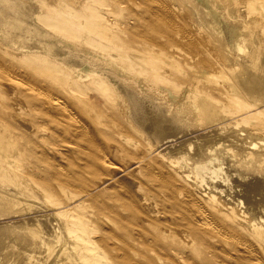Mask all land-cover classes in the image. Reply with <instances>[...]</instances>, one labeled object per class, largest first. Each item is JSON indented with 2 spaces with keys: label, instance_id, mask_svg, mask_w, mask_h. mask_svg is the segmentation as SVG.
Here are the masks:
<instances>
[{
  "label": "rangeland",
  "instance_id": "1",
  "mask_svg": "<svg viewBox=\"0 0 264 264\" xmlns=\"http://www.w3.org/2000/svg\"><path fill=\"white\" fill-rule=\"evenodd\" d=\"M80 2L82 5L89 7V9L85 11L86 13H79L80 11H77L78 13L76 16L71 17V22L75 24L77 28L69 27L66 30L69 36H58L59 43L65 45L66 49V52L58 57L38 59L33 56V53L27 54L25 52V55L18 56L15 53L24 49L21 48L20 45L19 47L21 49L18 46L14 47L13 44L7 43L3 35L0 34V122L2 123L0 131H4L3 124H8L10 127L8 130L9 134L17 132L23 137L29 134V131L26 129L33 128L34 130L39 127L41 130L39 135L41 137L39 135H31L32 140L38 143L41 148H44L43 151H45V153L39 148V154H41V152L44 154L47 153L46 156L44 154L41 155H44L43 158L45 157V159L51 157L55 162H58L59 159L61 162H58L59 168L64 170V174H67V171H69V173L75 175L73 176V174H70L75 179L77 177L79 178V181L76 179L78 181V186L75 190H81L82 185H88L83 183L85 181L84 174L86 175L85 179L87 178L89 182L91 179L95 180V178L100 176L96 174V172L91 171L90 168H87L86 163L84 168L78 165L79 163H77V161L80 162V158H82L83 155L79 152L81 157L75 158V156L79 154H76L77 152L75 151H77V149L72 147L71 143L73 139L71 137L73 135L70 128L58 127L54 123H51L50 116L44 112V104L42 103L41 105V101L37 99V97L40 96V92L42 94L41 97L45 99H49L51 95H53L51 97H56L57 95L59 97L60 95V98L64 96L65 101H69L68 103L71 107L74 104L72 113H74L73 111L77 112L73 114V119H80L83 116L85 123L83 122V118L80 120H83L82 122L85 124V128L89 131L91 130L92 133L96 128L97 132L95 131V134L100 132V137L98 134L97 137H95L98 141H102V144L99 143L98 149H95L98 155H107L108 151L111 153H108L107 157L111 161L124 165L133 163V158L116 147V135L118 136L121 132L120 127H124L123 129H125L126 132L129 131L126 135L130 136L134 141H137L139 145L136 148H130L128 150L136 156H138L139 153L142 154V152H151L152 156L149 158V166H151L152 169H145V171L142 169L141 171H144V173L138 171L139 167L135 168L136 165H132L130 171L125 175L120 174L116 177V180L110 179V182L107 181L100 189H97L99 193L97 190L95 191L96 196L99 194L98 200L95 194L92 196L93 199H90L88 202L85 200L89 198H80L76 196L71 199L68 204L63 201L61 195L60 197L56 195L45 197L42 192L31 190L32 196L28 197L29 199L26 197L24 202H21L19 205H0V238L6 240L4 243L0 242V264H44L50 253H57L61 248V244L70 242L71 235L59 227L60 224H62V221L59 219H61L63 214L70 213L72 209L73 211L71 213L75 211L79 213L87 212L85 217L86 229L89 231L87 236L93 237L96 240L99 237H104L99 230V226L103 222V224L109 226L111 232L118 235L127 244L125 247L127 252H130L129 256H131V260L116 263L108 259L113 254H111L112 251L107 252L105 243H102V245L101 242L97 244L94 242L92 245V253L93 256H95V261H100L98 264H215L216 259L215 253L212 251V246H214L216 240L210 239L208 240L209 242H205L206 245L204 243L202 245L195 242L196 235L186 230L184 219L177 215L180 214L177 211H184L187 207V209H194L192 206L193 204L188 203V199L193 197L216 219L218 207L225 202L224 200L229 197L228 195L230 193L232 197L230 199L232 201L229 203L235 207L234 213L233 211L232 213L237 216L236 218L240 223L245 225L248 224L247 218H245L240 211V202L236 199L237 193L233 188V180L239 178V172L248 173L251 168L255 166L257 169L252 175L254 179L252 176H247L248 179L243 180L245 189L255 191L256 188L260 187L264 192V91H261L262 93L254 92L250 94V92L247 91L248 88L243 89L244 87L241 84L243 73L241 72L247 70L244 72H247L244 74V78L252 73L251 71L253 70H250L249 67L252 69V65L257 63L254 62L257 60L255 49L264 48V38L261 35L258 36L259 39L255 42H251L245 52L227 48L226 52L229 55V60L224 63L220 59V52L212 49V44L205 37L206 35L204 32L183 16L184 8L176 6L175 3L170 0L169 3L178 13L176 19L178 25L180 27L183 26L182 28L184 29L186 28L188 32H191L199 40V47L194 53H201L197 56L198 60L195 62L187 61L176 54L175 56L171 55L168 60H162L152 57L150 53L144 54L138 51H131L139 61V65L134 69L132 65L128 64L129 69L125 68L123 72L116 68L115 65L120 63H118L119 61L111 54V51L118 49L115 42L113 43L114 40L112 37L103 36L108 44H112V46H109L91 39L85 32H81V30L78 29H89L88 19L93 11L102 13L101 22L111 28L113 34L119 33L127 39L131 38H129L128 35L132 32V40H140L145 34L144 32L147 33L149 32L148 30H151L152 25L147 26V23L143 24L145 28L142 27V22L146 23L144 12L139 10L137 4L132 0H80ZM66 6L67 2L65 1H63L62 4L53 2L49 5L48 9L49 11H56L58 9H66ZM77 10H80V8H77ZM48 13L49 12L42 13L37 11L34 12L32 16L36 24L45 26L46 23L42 18L53 15L51 13L48 15ZM137 16L143 18V20L137 21ZM232 18L236 22L240 21V17L237 14L233 15ZM52 20L55 21L54 18H52ZM136 22L138 24H136ZM139 24L141 27H139ZM146 26L147 28L149 27L148 30ZM137 27L140 28V30L142 29V31H139ZM130 28L132 29L130 30ZM137 29L138 33L140 32L138 37V33H136ZM134 33H136V36H134ZM141 44L137 43L136 45ZM158 45L169 47V43L161 38ZM261 45L263 47H261ZM175 49L176 48H171L173 52ZM170 61L174 62L173 66L170 64ZM239 61L243 63H239ZM200 62H202L204 66L199 65ZM247 63L251 66H247L249 65ZM209 64H213L211 70L205 69V67L210 66ZM190 66L194 67L193 70L189 68ZM246 66L249 70L245 69L247 68ZM24 67L28 69V76ZM85 67L107 71L109 74L116 77V80L124 87H127L131 92L135 93L138 98L144 99L147 103L149 102L150 105L153 106L154 110H152H156L155 112L159 114L161 118L168 119V117H170L177 122L169 121V123L167 121V125H164V120L162 122L163 125L161 126L160 124L162 129L166 127L164 131L159 129L161 128L159 127L156 128L155 133H151L152 135L147 134L146 136L141 126L131 119L132 110L131 108H127L126 97L118 88L117 84L111 81L107 76L98 74L101 86L98 85L97 88L88 87V83L91 79L90 77H92L93 74L85 75L83 71H81ZM67 71L71 75L67 74ZM52 72H57L60 76L52 74ZM23 73L24 77H22ZM221 73H224V76ZM30 74L31 76H29ZM49 74L56 77L49 78L51 77ZM219 75L221 79H218ZM33 77L35 81H31ZM72 77H76L81 84L87 85L83 88L79 86L67 90L62 84L72 79ZM236 78L237 80L239 79V82L237 81L238 83L236 82ZM244 78L242 80H244ZM229 79H231V81ZM47 84L49 88L48 86L45 87ZM234 84L236 88H239L236 89L233 87ZM27 86H30V89H27ZM38 86H40L41 89ZM37 87L39 90L36 89ZM47 88L50 90L45 91ZM232 91H234L235 94L234 92L232 93ZM241 92L244 96L241 95ZM53 93H56V96H54L55 94ZM199 96L220 101L222 103V110L219 112L221 115L217 114L215 117L205 122L200 119L196 110L197 97ZM241 96H243V98ZM37 100L39 102H37ZM114 112L116 114L115 117H118L117 119L114 117ZM107 114L111 115L108 116ZM87 119L91 121L92 124L91 122L88 123ZM116 121L118 123H116ZM178 124L179 126L181 125V127H179ZM89 126L93 129H90ZM100 130L104 132V135ZM113 130L114 133L112 132ZM105 133L107 135L106 137ZM95 134L93 133V135ZM105 138H107V140H105ZM10 139L12 138L10 137ZM22 141L24 142V140ZM189 141L192 142L190 143ZM188 143H190V145H195L197 149L192 154L193 159L182 157L180 153L182 149L179 151L181 147L184 149V145ZM102 145H104L103 148ZM190 145L188 144L189 147ZM108 146L110 148H107ZM68 150L70 151L69 154ZM71 151L74 153H71ZM68 155L69 158H67ZM17 157L19 158H17L19 160L17 162L18 166L20 169H25L21 167V156ZM62 157L64 159H62ZM70 157H72L71 160L75 162L74 165H71L74 163L72 161L71 163L67 162L68 160L70 161ZM1 160H3V157L0 154V187L2 190L6 189V191L8 190L11 192L15 189L13 183L10 181L12 175ZM155 161L158 164H155ZM34 165H36L35 162H33L31 168ZM85 167L87 169H85ZM161 169L166 172L164 173ZM104 171L106 172V169H101L100 173H105ZM108 171L109 170H107V172ZM146 171L150 172L146 174ZM159 171L161 172V176ZM86 172H89V174H86ZM109 172L112 174V171ZM149 176H152V178ZM162 176L165 177L166 182ZM64 178V175H59L55 177V180L60 181ZM169 178L172 181L174 180L173 183ZM92 180L91 183L93 182ZM159 180L162 183H158ZM170 182L172 185H169ZM155 183L158 184L156 185ZM167 183H169L168 187ZM48 185L49 184L46 183L43 187L46 188ZM169 186H171L170 189H168ZM41 191L44 190L41 188ZM44 192L46 193V191ZM67 192L70 193L71 191L68 190ZM242 192L244 194V189L241 190V192L239 191L238 194H242ZM174 193L176 196H174ZM171 197L172 199H169ZM159 198L160 200L163 199L162 203ZM164 199L165 204L163 203ZM1 202L0 199V204ZM226 202L228 203V201ZM103 203L109 204L110 206L107 205L105 211L103 210L105 209L103 206L106 205ZM180 203L183 204L185 208ZM114 204L119 206H115ZM120 204L123 206H120ZM113 205L116 208L118 207L117 211ZM61 207L62 209H60ZM165 207L169 208L168 211H166L167 209L164 210ZM109 208H111V210ZM108 210H110V212ZM119 212H121V216H119ZM165 212L167 214H164ZM96 213H100V215L96 216ZM114 214H118V217H121L119 219L120 221L118 220L119 224L110 220L109 216ZM88 215L90 216L88 217ZM122 215L125 216V218H122ZM97 217L99 218V222ZM121 220L125 223L123 224ZM95 221L98 223L93 224ZM226 224L227 227L232 226L236 234L245 236V233H242L245 231L244 228L236 225L238 223H234V220H228ZM122 225L126 226L123 227ZM131 225L141 230L140 235L133 237L127 234V229ZM56 228H58L57 231ZM107 229L108 228L103 231H108ZM13 234L15 236H21L23 240H31L33 243L32 247H26L21 241L12 242L11 237ZM53 235L54 237L58 236L53 249L47 248V246L41 248L35 247L41 240H50L54 238ZM117 244L120 245L119 248L123 247L121 242L118 241ZM211 253H213V255ZM227 261H229L230 264H232V262L233 264L247 263L240 258H231L227 259Z\"/></svg>",
  "mask_w": 264,
  "mask_h": 264
},
{
  "label": "bare ground",
  "instance_id": "2",
  "mask_svg": "<svg viewBox=\"0 0 264 264\" xmlns=\"http://www.w3.org/2000/svg\"><path fill=\"white\" fill-rule=\"evenodd\" d=\"M63 1L67 2V6H66L67 8L66 9L63 8V9H58L56 11H49L48 7L51 3L59 2L60 4H62ZM132 1L137 4L139 10H142L144 12L146 23L142 22V24H141L142 27H143V24H147V23H148L147 26L152 25L151 30H148L149 27L147 28V26H146V28L149 32H147V33L144 32L145 34L142 36V38H140V40L139 39L132 40L133 39L131 36L132 32L129 33L130 35H128L129 38L131 37L130 38L131 40L125 38V36L124 37L121 36L119 33L113 34L111 28H109L106 24L101 22L100 19H101L102 13L99 11L98 12L93 11L91 16L89 17V19H88L89 29H78V30H81V32H85L88 35V37H90L91 39H94V40L101 42L103 44H107L109 46H112V44H108L104 40L105 37H103V36L112 37L114 40L113 43L115 42V45L118 46L119 50L114 49L113 51H111V54L113 56H115L117 61H119L118 63H120L118 65H115L116 68H118L119 70H121L123 72L125 71V68L129 69L128 64L132 65L134 67V69L137 67V65H139V61L131 53V51H138V52H141L144 54L150 53V55L152 57H154L156 59H162V60H168L171 55L175 56V54L178 55L179 57H181L182 59L187 60V61L195 62L196 60H198L197 56H199L201 53H199V54L198 53L194 54V53H195V50L198 49V47H199V40L191 32H188L186 30V28L184 29V28H182L183 26L180 27L178 25V23L176 22V19L178 17V13L176 12L175 8L172 7L171 4L169 3L170 0L169 1L168 0H132ZM171 1H173L176 6L184 8L183 16L188 21H190L192 24H194L195 26H197L200 30H202L204 32V34L206 35L205 37L212 44V49L218 50V52H220L219 53L220 59L224 63L229 60V55L226 52L227 48H231V49L239 50L241 52H245V50L249 47V44H251V42H255L256 40L259 39L258 36L261 35L264 38V0H202V1L201 0H171ZM77 8H80V10H77ZM88 9H89V7L82 5L80 0H0V34L3 35V38L6 39L7 43L13 44L14 47L15 46L19 47V45H20L21 48L24 49L22 51L19 50V52L15 51V52H17L15 54H17L18 56H23V55H25V53H27V54L33 53V56L35 58H38V59H47V58H51V57H58L59 55H62L63 53L66 52L65 45H63L62 43H59L58 36L59 35L60 36H69V33L66 30L69 27H76L77 28V26L71 22V17L76 16V14L78 13L77 11H80L79 13H83V12L86 13L85 11ZM37 11L42 12V13L49 12V13L53 14V15L48 16L47 18H42L46 23L45 26H40V25L36 24V22L34 21L32 15L34 12H37ZM139 12H141V11H139ZM49 13H48V15H49ZM235 14L239 15L240 21L236 22L233 20L232 16ZM52 18H54L55 21L52 20ZM136 19H137V21L143 20V18H141L139 16H137ZM108 20H109V18H108ZM136 24H138V23L136 22ZM136 26H138V25H136ZM139 27H141L140 24H139ZM121 28H122V26H121ZM143 28H145V27H143ZM131 29L132 28H130V30ZM138 29H139V31H142V29L141 30H140V28H138ZM138 29H137L136 33H138ZM136 33H134V36H136ZM139 33H138L137 37L139 36ZM160 38L165 39L169 43V47L158 45V42H160ZM137 43H139V44L143 43V44L136 45ZM133 44H135V45H133ZM261 47H263V46L261 45ZM171 48H176V49L173 52L171 50ZM251 48H252V46H251ZM16 49H18V48H16ZM251 51H252V49H251ZM255 53L257 55V60L254 62H257V63L255 65L254 64L252 65V69L249 67L250 70H253V71H251L252 73L249 72L251 74L249 76L245 75L246 77L244 78V74L247 73V72L244 73L245 71H247L245 69H248L247 66H251L249 63H247V64H249L246 66L247 68H245V69L243 68L245 70L244 72L241 70L242 71L241 73H243V76L241 75L242 79L244 78V80L241 79V81H242L241 84L244 87L243 89L248 88L247 91H249L250 94L254 93V92L255 93L256 92L262 93L261 91H264V48H259V49L256 48ZM242 60H245V59H242ZM240 62H242V61H239V63ZM246 62H247V60H246ZM170 64H172V66H173L174 62L170 61ZM199 65L204 66V64H202V62H200ZM209 65L210 66L205 67V69L211 70L213 64L212 65L209 64ZM241 66H242V64H241ZM178 68H177V70H178ZM189 68H192V70H193L194 67L190 66ZM27 70L28 69L25 70L26 74H27ZM81 71H83V73L85 75L86 74H93V76L90 77L91 79L88 83V87L97 88L98 85L101 86V83H99L101 81L99 79L98 74H102L103 76H107L111 81H113L115 84H117L118 88L122 91V93L126 97V103L128 106L127 108H131V110H132L131 119L133 120V122H135L136 124L141 126V128L145 132L146 136H147V134L152 135L153 133H155L156 128H159L163 125L162 122L164 120H165L164 121L165 123L167 121L168 122L169 121L177 122L175 119L170 118V117H168V119L161 118L159 116V114H157L155 112L156 110L153 111L154 110L153 106L150 105L149 102H148L149 103L148 104L147 101H144V99L142 100V99L138 98L135 95V93L131 92L127 87H124L118 80H116V77L109 74L107 71H105L103 69L97 70L94 68H86V67ZM14 73H16V72H14ZM16 74H18V73H16ZM52 74H56L57 76H60L57 72H52ZM67 74H70V73L68 72ZM21 75H22V73H21ZM49 75H51V74H49ZM222 75L224 76V73ZM14 76H15V74H14ZM27 76H28V74H27ZM29 76H31V74ZM241 76H240V78H241ZM22 77H24V73H23ZM54 77H56V76L51 75V77H49V78H54ZM226 77H228V76H226ZM26 79H27V77H26ZM218 79H221L220 75H219ZM223 79H225V78H223ZM32 80H34V77H33V79H31V81ZM229 80L231 81V79H229ZM225 81H222V82H225ZM237 81L239 82V79L237 80V78H236V82ZM62 85L67 90H71L72 88H77L79 86H82V88H83L87 84H81V82L78 81L76 77H72V79H70L69 81H66ZM230 85H231V83H230ZM47 86H48V84L45 87H47ZM27 87H28L27 89H30V86H27ZM38 87L40 88V86H38ZM38 87L36 88L37 90H39ZM233 87H235V84ZM48 88H49V86H48ZM48 88L45 91L50 90ZM238 88H236V89H238ZM231 89H232V87H231ZM51 90H54V89H51ZM233 92L234 91H232V93ZM56 93H53V94H55L54 96H56ZM35 94H36V92H35ZM234 94H235V92H234ZM41 95L42 94L40 92V96L37 97V99L39 101H41V103H40L41 105H42V103L44 104L43 105V107L45 109L44 112H45V114H48L50 116L51 123H54L58 127L70 128V131L73 135L71 138L74 140L73 141L71 139L72 140V143H71L72 147L77 149V151H75V152H77L76 154H79V152H80L83 155L82 158H80V162L77 161V163H79L78 165L83 166V168H84V166H86L85 165V163H86L87 168H90L91 171L96 172V174H98L100 177L95 178V180L91 179L94 182V183L93 182L91 183V180L89 182V180L87 178L85 179L86 175L84 174V176H85L84 180L85 181L83 183H86V185L88 184L87 185L88 187L82 185L81 186L82 189L81 190L78 189V191H76L75 189H77V186H78L77 182L79 181V178L78 177L76 178V179H78V181H77L73 177L75 175L73 173H69V171H67L69 174L68 173L64 174V170L59 168V164H58V162H60L59 159H58V162L57 161L55 162L53 159H51V157L50 158L48 157L47 159H45V157L43 158V156L44 155L46 156V154H47V153L44 154L45 153V151H43L44 148H41L38 143H36L32 140V136H31L32 134L39 135V133H41V130L39 129V127L34 129V130H33V128L32 129L31 128L26 129L27 131H29V134L22 137L17 132H14V134H9V131H8L10 128L9 125L3 124L4 125L3 126L4 131L3 132L0 131V154L3 157V160H1V161H3L5 166L9 169V172L12 175V177L10 178V181L13 183V185H14L13 187L15 189H13L10 192L8 190L6 191V189L2 190L0 187V199L2 201L0 205H3V206H15L17 204L19 205L21 202H24V199L26 197L28 198V197L32 196L31 190H34V191L37 190L36 192H38V191L42 192L45 197H48V196L50 197L51 195H56V196L60 197V195H61L63 198V201H65L66 203H68L71 199L75 198L76 196H78L80 198H89L88 200L87 199L85 200L88 202V201H90V199H93L92 196H94V194L96 196L95 191L97 189H100L101 186L104 185L110 179L116 180V177L118 175H120V174L125 175L128 171H130V168L132 165H136L135 168L139 167L138 171H140V172H144L145 169L148 170L151 168V166H149V158L152 156L151 152H144V153L142 152V154L139 153V155L136 156L130 150H128L130 148H136L139 145H138L137 141H134L130 136L126 135V134H128L129 131L126 132V130L123 129L124 127L123 128L120 127L121 132L118 134V136L116 135V139L114 138V136H113V138L116 141L117 149H120L122 152H126V154H128V156L133 158V160H134L133 163L128 164V165H124L121 163L118 164L117 162H114V161H111L110 159H108L107 155H108V153H111V152L107 151V155H105V154H103V155L99 154L98 155V153H96L95 149H98L99 143L102 144L101 140L98 141V139L95 138V137H97V134L100 137V134H99L100 132L98 131L99 133L95 134L97 132L96 128H95L96 132L93 130V133L95 134V135H93L91 130L89 131L87 128H85L84 127L85 124H83V122L85 123L83 116H82V118L84 120V121L82 120L83 122L80 120L82 118L73 119V114L77 112V111L76 112L73 111L74 113H72V107L74 106L73 103L70 102L71 104H73L71 107V105L68 103L69 101L68 102L65 101L64 96H62L63 98H60V95H59V97H58V95L56 97H51V96H53V95H51L50 97L48 96L49 99L48 98L45 99V98L41 97ZM241 95L244 96L243 93ZM248 95H249V93H248ZM243 96H241V97L243 98ZM197 98L198 99H197V103H196L197 104L196 110H197V113L199 115V118L202 119L204 122L206 120L212 119L217 114H220L219 112H221V110H222L221 109L222 103L220 101L209 98V97L205 98L204 96H201V97L199 96ZM38 100H37V102H39ZM150 107H152V108H150ZM76 110H78V109H76ZM79 112H80V110H79ZM115 112H114V117L116 115ZM80 115H83V114H80ZM110 115H108V116H110ZM160 115H161V113H160ZM117 118L118 117H115V119H117ZM111 120H114V119H111ZM117 121H116V123L119 122V121L118 122ZM89 122H91V121L88 120V123ZM88 123L86 121L87 125H88ZM165 123H164V125H167V123L166 124ZM91 124H92V122H91ZM160 124H161V126H160ZM1 125H2V123L0 122V126ZM118 126H119V124H118ZM121 126H123V125H121ZM178 126H179V124H178ZM92 127H90V129H93ZM170 127H171V125H170ZM172 127H173V125H172ZM175 127H176V125H175ZM179 127H181V125ZM111 128H112V126H111ZM97 129H98V127H97ZM159 129L164 131V129H166V127L165 128L163 127V129L161 127ZM19 130H21V129H19ZM168 130H169V128H168ZM112 132L114 133V130ZM101 133H103V135H104L103 131H101ZM115 134H116V132H115ZM106 136L107 135L105 133V137ZM10 137L12 139H10ZM22 140H24V142ZM105 140H107V138H105ZM190 143H188V144L190 145ZM188 144L184 145V149H183V147H181L179 151H181V149H182V151L180 152L182 157L187 158V159H193L192 154L197 149H196L195 145H190V147H189ZM202 145H203V143H202ZM103 146L104 145H102V148H103ZM39 148H41V150L44 152V153L41 152V154H44V155L39 154V152H38ZM69 148H67V149H69ZM107 148H110V147L108 146ZM69 150H68V154L70 152ZM72 152L73 151H71V153ZM98 152H99V150H98ZM63 155H61V156H63ZM17 156H21V158H22V159H20V162H22L21 167H24L25 169H20V167L18 166L17 162L19 161L18 160L19 158ZM79 156L81 157V155L79 154L78 156H75V158L76 157L79 158ZM67 158H69V155ZM62 159H64V158L62 157ZM71 159H72V157H70V161L69 160L68 161L66 160V161L70 162V163H71V161L74 162ZM155 160H156V158H155ZM33 162H35L36 165H34L31 168ZM74 164H75V162L71 165H74ZM155 164H158V163H156V161H155ZM157 166H160V165H157ZM87 168L85 167V169H87ZM101 169H104V170L106 169V172L104 171L105 173H100ZM142 169H144V171H141ZM256 169L257 168H255V166H253L248 173L241 171V172H239V178H237V179L235 178L234 180L232 179L234 181L233 188L237 193L236 199H238L240 202V211L245 216V218H247L248 224L245 225L243 223H240L238 221V219L236 218L237 216L235 214H233L235 207L232 206L231 203H229L230 201H232L230 199V198H232L230 193L228 195L229 197L227 199L225 198L226 200L223 199L225 202H223V204H221V206L218 207V215H217L216 219L213 217V215L207 209H205L203 206L200 205L201 203L199 204L197 202V199H195L193 197L188 199L189 200L188 203L193 204L192 206L194 207V209L193 208L187 209L188 208L187 207L186 208L187 210L185 209L186 211L185 210L184 211H182V210L177 211L180 213L177 215H179V217H182V219H184L186 230H188L191 234L196 235L195 242H198L199 244L203 245V243L204 244H205V242L207 243V241L210 239L216 240V243L214 244V246H212L213 247L212 251H213V253H215V259H216L215 264H230L229 261H227V259H231V258L243 259L247 262L245 264H264V192L262 191V189H260V187L256 188L255 191H251L250 189H245V185L243 183V180L248 179L247 176H252L253 173L256 171ZM67 170H68V168H67ZM107 170L112 171V174H110L109 171L107 172ZM65 171H66V169H65ZM150 171H148V172L146 171V174H148ZM76 172H77V170H76ZM80 172H81V170H80ZM87 173L89 174V172H86V174ZM106 173H108V174H106ZM156 173H155V175H156ZM70 174H73V176ZM152 174H153V172H152ZM59 175H64L65 178L63 180L56 181L55 177L59 176ZM160 176H161V172H160ZM168 176H170V175H168ZM162 177L165 180V177L164 176H162ZM253 177L254 176H252V178ZM150 178H152V176ZM166 178H168V177H166ZM249 179H251V178H249ZM173 181H172V183H173ZM80 182H81V180H80ZM159 182H160V180L158 181V183ZM165 182H166V180H165ZM165 182H164V184H165ZM244 182H246V181H244ZM46 183H48L49 185L45 188V187H43V185H46ZM160 183H162V182H160ZM172 183L171 182H170V184L167 183V187H168V184L172 185ZM154 187H156V186H154ZM170 187L171 186H169L168 189H170ZM41 188L44 191H46V193L44 191H41ZM159 188H160V186H159ZM243 189H244V194H243V192H242V194H238L239 191L241 192V190H243ZM68 190H70L71 192L70 193L67 192ZM97 192L99 193L98 190H97ZM165 192H166V190H165ZM172 192H174V191H172ZM167 193H169V192H167ZM184 193H185V191H184ZM170 194H171V192H170ZM186 194H187V192H186ZM159 195H160V193H159ZM167 195H169V194H167ZM98 196H99V194H98ZM98 196H96L97 200H98ZM174 196H176L175 193H174ZM172 197H173V194H172ZM172 197L169 199H172ZM117 200H119V199H117ZM159 200H160V198H159ZM162 200H160L161 203H162ZM92 201H94V200H92ZM92 201H91V205H92ZM226 201H228V203ZM124 202H122V203H124ZM164 202H165V199H164L163 203ZM173 202L176 203L175 201H173ZM177 203L179 204L178 201H177ZM23 204H25V203H23ZM104 205H106V206H103V205L102 206L105 207V209H103L105 211L107 205L109 206V204H104ZM114 205H113V207H114ZM121 205L122 204H120V206ZM181 205L183 206V204H181ZM115 206H119V205H115ZM125 207H126V205H125ZM166 207L164 210L167 209L166 211H168L169 208H166ZM111 208H112V205H111ZM111 208H109V209L111 210ZM114 208L117 211L118 207L117 208L114 207ZM175 208H177V207H175ZM184 208H182V209H184ZM60 209H62V207ZM110 210H108V211L110 212ZM72 211H73V209H72ZM232 211H233V213H232ZM67 212H68V210H67ZM71 212L63 214L61 219H59L62 221L61 222L62 224H60L59 227L65 231H67L71 235L70 242L69 243L66 242L64 244H61V246H60L61 248L59 249V251L57 253L56 252L50 253L47 256L44 264H98L100 261L96 262L94 259L95 256H93V253H92L93 252L92 245L94 244V242L96 244L99 242H101V244L105 243V246L107 248V252L108 251L113 252V253L111 252V254H113V255H111L108 258L111 262L114 261L116 263H122L124 261L127 262V261L131 260V256H129L130 252L128 253L127 249L125 247L127 245L126 242L123 239H121L118 235L111 232V229L109 230L108 225L106 226V224H103V222H102L103 225L101 224L99 226V230L102 232V235H104V237H99L97 239L98 240L97 241L93 237L87 236L88 232H89L86 229L87 227H86V222H85V219H86L85 217H86L87 212H85V213H81V212L79 213L76 211L74 213H71ZM96 212H100V211H96ZM120 213L121 212H119L118 214H120ZM96 214H97L96 216L100 215V213H96ZM118 214L117 215L114 214V215L109 216L110 220L116 224H119L118 220L121 218V217H118ZM164 214H167V213L165 212ZM89 216L90 215H88V217ZM119 216H121V214ZM123 217L125 218V216L122 215V218ZM97 220L99 222V218ZM228 220H234V223H238L236 225L240 226L241 228H244L245 231L242 233H245V236H241L239 234H236L233 231L234 229L232 228V226L227 227L226 221H228ZM96 221L93 222V224L96 223ZM124 223L125 222H123V224ZM125 226H123V227H125ZM105 227L108 228L107 229L108 231H106V230L103 231L104 229H106ZM127 227H128V225H127ZM57 230H58V228H56V231ZM140 232H141V230L138 229V227L137 228L132 227V225L127 229V234L131 235L133 237L140 235ZM53 237H54V235H53ZM57 237L58 236H55L54 238H52L50 240H48V239L47 240H45V239L41 240L35 247L41 248V247L47 246V248L53 249L55 246V242L57 240ZM11 240H12V242L13 241H18V242L21 241L23 243V245H25L26 247H29V248L32 247V245H33L31 240H29V241L23 240V239H21V236H15L14 234L11 237ZM93 240H95V241H93ZM5 241L6 240L4 238H0V242L4 243ZM118 241L121 242V245L123 247L119 248L120 245L117 244ZM119 252H122V253H119ZM213 253H211V254L213 255ZM240 261H242V260H240ZM232 264H233V262H232Z\"/></svg>",
  "mask_w": 264,
  "mask_h": 264
}]
</instances>
